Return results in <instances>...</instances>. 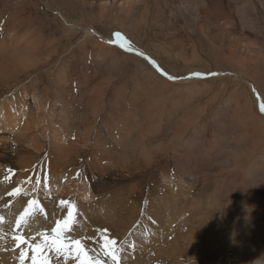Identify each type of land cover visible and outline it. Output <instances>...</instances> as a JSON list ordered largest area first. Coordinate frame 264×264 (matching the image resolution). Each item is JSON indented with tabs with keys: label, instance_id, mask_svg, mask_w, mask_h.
<instances>
[{
	"label": "rangeland",
	"instance_id": "obj_1",
	"mask_svg": "<svg viewBox=\"0 0 264 264\" xmlns=\"http://www.w3.org/2000/svg\"><path fill=\"white\" fill-rule=\"evenodd\" d=\"M14 25L19 31L24 27L29 30L22 32L41 35L37 42L39 50L35 51L40 54L36 58L39 64L35 68H21L15 77H10L13 73L10 67V74L0 78V103L6 101L8 105L13 99L23 101L27 112L34 116L40 113L39 104L45 107V112L50 105L54 106L53 123L61 136L72 133L67 139L64 137L67 144L62 145L72 147L75 152L70 156L69 170L76 169L77 183L82 185V180L88 179L90 189L99 195L95 201L100 209L94 208L95 214L91 212L87 217L76 209L74 236L82 237L78 230L83 233L84 225L95 233L116 224L117 220L122 224L135 202L140 209L135 213L136 223L127 232L131 238V233L144 222V213L155 198L167 194L171 208L167 212L172 214L176 199L170 195L169 182L175 180L177 192L182 178L186 185L181 193L185 195L175 206L177 211L182 207L183 226L175 221L166 227L156 226L159 231L169 228L171 236L160 246L163 248L166 244L163 249L168 251L164 252V261L154 254L155 248L148 247L151 264L165 261L172 264H264V113L260 110L264 106V94L260 91L264 90V0H0V35H8V38V29ZM89 26L104 39L126 47L130 44L131 50L104 42L94 34L89 38L83 29ZM140 52L154 60L164 73L184 79L183 84L167 79L139 55ZM197 72L203 76H190ZM149 74L159 76L161 81L150 80ZM163 79L170 87L162 84ZM194 80L197 82H192ZM249 83L257 86L256 93ZM98 91L102 93L97 94ZM90 95L95 103V96H101L99 104L96 103L98 110L92 108L94 105L90 108ZM152 101L159 102L162 116L157 120L156 115L155 123L148 124L147 109L148 106L153 108ZM65 109L70 126L62 122ZM133 122L134 128L135 124L141 127L144 124V129L134 130ZM126 124L134 135L120 146L117 142L121 133L119 127ZM31 127H27L22 139L11 130H0V183L7 184L10 193L16 188L21 190L15 196H0V206L18 199L27 204L32 199L44 208L45 215L52 197L39 191L38 184L46 177L44 166L48 167L52 153L56 154L59 147L46 140L45 128L36 140L30 135L36 132ZM87 130L90 131L89 143L83 137ZM141 134L145 144L142 147L136 143L142 140ZM29 141L31 144H27ZM96 141L100 143L98 151ZM32 144H40L36 148L41 146L43 154L38 155L39 151L30 148ZM143 149L152 159H159L158 163L147 165L143 157L136 159ZM95 156L102 161L103 173L89 164ZM109 157L114 161L108 163ZM125 157L127 161L123 162ZM17 158H23L22 167L17 164ZM167 176L171 181L164 178ZM29 190L39 191L40 196L33 198ZM193 197L198 200L195 206L191 201ZM164 205L156 208V212H165L161 208ZM193 210L194 218L187 222V214ZM104 211H113L116 223L109 222ZM179 214L178 211L177 220ZM98 217L97 223L103 227L97 231L94 228H98L95 220ZM113 231L119 235L121 228ZM190 231L201 236L213 233L203 246L205 249L185 251L179 244V252L170 250L169 243L178 240L179 235L194 237ZM151 232L143 238L158 237ZM106 235L118 240L116 246L123 242L121 236L118 239L111 233ZM87 246L84 245L85 251L96 259ZM99 249L104 263L114 264L102 250L104 246L100 244ZM135 250L137 259L133 261L136 264L141 257L139 249ZM51 260L48 264H58L55 259ZM124 260L120 256L116 264H126Z\"/></svg>",
	"mask_w": 264,
	"mask_h": 264
},
{
	"label": "bare ground",
	"instance_id": "obj_2",
	"mask_svg": "<svg viewBox=\"0 0 264 264\" xmlns=\"http://www.w3.org/2000/svg\"><path fill=\"white\" fill-rule=\"evenodd\" d=\"M16 22H18V21H16ZM14 26H13V28L8 29L9 30L7 32V34L9 33V37L8 38H7L8 35H4V36L0 35V78H3V77L6 78L8 73L10 74L11 69L13 70V73L10 74L11 75L10 77H15L18 73L21 72L20 71L21 68L26 70L27 68H35L39 64V62L36 60V58L38 59L40 57V54H37V52L35 53V51L39 50L38 47H40V46L37 45V42L41 38L40 37L41 35L38 34V37H37V35L34 34L32 31L22 32L24 30H29V29H25L24 27H21V31H19L18 30L19 27L18 26L14 27ZM83 29L86 30V35H90L89 38H91L93 36V34H94L99 39H102L104 42H109L110 44L117 45L119 47L129 49V47H126L125 45H123L120 42H114L112 40L104 39L105 37H102V35H100L98 32H96L90 26L87 27V28H83ZM14 43H16L15 47H17L18 49L14 48V46H13ZM104 45H106V44H104ZM107 48H109V46ZM109 49L112 50V48H109ZM55 52H56V50H55ZM11 54H13V55H11ZM21 55L24 56L23 57L24 59H22ZM144 56H147V55L144 54ZM10 67H11V69H10ZM189 73H191V72H189ZM168 76L169 75L167 74V76H165V77L168 79ZM190 76H193V74L190 75ZM202 76L203 75H201L200 77H202ZM236 76L238 78H240L239 75L236 74ZM148 78L150 80L156 79L158 81H161L160 77L157 76V75L149 74ZM190 79H192V77H190ZM171 80H173V79H171ZM183 80L184 79H175L173 82L178 83V84H183ZM192 82H197V80H194ZM192 82H190V83H192ZM162 84L165 85L166 87H170V84H168V82L165 81L164 79H163V83ZM249 85H250L252 91H254L256 93V91L258 90L257 86H255L252 83H249ZM155 88H156V86H155ZM159 88L160 87H157L156 89H159ZM261 88H263V87H261ZM96 89H99V88H96ZM102 91H98L97 94H101ZM155 91H157V90H155ZM260 91H262V93L264 94V90H260ZM258 93H259V91H258ZM103 94H104V92H103ZM135 94H136V96H139L137 92H135ZM259 95L261 96L260 93H259ZM95 97L97 99L96 103L99 104V100H100L101 96L98 95V96H95ZM263 97H262V101L264 103ZM14 98H16V97H14ZM90 98L92 100V102H90V108H91V105H94L92 108H96L95 110H98V107H96V103H95L92 95H90ZM33 100H36L35 96H33ZM150 100H151V98H150ZM155 101H156V99H155ZM5 102L6 101H3L2 103H0V130L1 129L3 131L4 130L7 131V129H8V131L11 130L12 132H14V133H16L18 135V138H19V136L20 137L22 136L21 137V139H22L27 133V127L28 126H32L31 129L36 130V132H35V135H33L32 133H30V135L35 136V139L37 140V137H38L39 133H41L42 128H45V131H47V137H46L47 139L46 140H48V142L50 141V143L53 146L59 147V149L57 150V152L53 151L56 154L52 153V155H51V157H52L51 163L48 165V167H46V165L44 166V170L46 171V177L44 179H42V180H39V184H38L39 185V191H43V192L45 191V192L48 193L49 196L52 197L51 201L48 202L49 208H48V213L47 214L44 215V213H42L38 217L37 216H33V217L29 218V222H28L27 226L21 225L19 228H17L16 225H15V220L19 216L20 212L23 211V207L27 206V204L25 202H23L22 200L19 201V199H18L15 202H12V203H7L6 202L4 204V206H0V216H2L4 218L3 222L0 223V264H32V260H30V258L32 259L33 256L37 257V264H41V262L45 258H47L48 260L55 259V262H57L58 264H78L77 263L78 257H76L74 254H69L67 256H65V255H57L54 250H49V247L44 244V236L45 235H50L51 234V227H54L55 221L57 219H60V218L62 219L64 217V215H65V210L61 209V208L59 209L58 204H57L58 200H60L59 199L60 197H62L64 199H67V200H70L72 202V204H74L76 206V209L78 211H80L81 213H83L84 216H87V217H88L89 213L93 212L94 208L100 209V206H98L97 205L98 203L95 201L97 199V196L99 197V195H97L98 193L96 194L93 191V189H90V187H91V186H89L90 181L87 182L86 180H88V179L82 180V181H84L82 185H81V183L80 184L77 183L76 177H75L76 176V172H75L76 169L74 170L72 168V170H69V166H72V161H71V157L70 156L72 155V153H75V152H74V149L72 147H67L66 148V147H62V145H64L66 143V139L68 138L67 135L69 136L72 133L70 131L69 133H67V135L65 134V136H61L62 135L61 131H59V129L56 128L57 126H55V124L53 123V121H54L53 120V116H54V112L53 111L54 110H52L53 109L52 107H54V106L50 105L49 110L47 112H45V107L44 106L42 107L39 104L38 109H39L40 113L38 115L34 116L35 114L30 115L31 113L29 114L27 112V108L28 107L26 108V105H25L26 103H24L23 101L16 102V100L13 99V100H11V102L8 105ZM21 104H24L25 106H21ZM152 104H153V108L154 109L153 108L151 109L150 106H148L149 108L147 109V120H146V123H148V124H152L154 122L156 115H157V120H158V118L160 116H162L160 106L157 105V104H159V102H155V104H154V101H152ZM15 107H17V110L15 109ZM50 110H51L50 114L46 115V114L49 113ZM41 114H44V115H42L43 117H41ZM62 117H63L62 122L64 124H66L67 126H70L71 124L68 125L67 120H66L67 119V111H66V109L64 110ZM20 120L22 122H20ZM166 123H168V122H166ZM43 124H44V126H43ZM131 124H132L131 126L134 128V122L131 123ZM143 127H144V124L142 125V127L139 126V124L138 125L135 124L134 130H138V128H143ZM119 128H120L121 133L119 132L120 136L117 137L118 141L117 140L116 141L120 142V146H122V143H128L127 140H130L132 135H134V132H133L134 130H132L133 133H131V127H129V125H127V124L124 125L123 127L120 126ZM70 129H71V127H70ZM90 130H92V128ZM143 131L145 132L146 130H143ZM17 135H16V137H17ZM141 136H142V138H141L142 140L139 139L140 143H139V141H136V143L138 142L140 147L145 145V144H143V141H144L143 134H141ZM83 137L86 138L85 142L89 143L90 142V138H89L90 137V131L87 130ZM2 139H3V137H2ZM69 139H70V137H69ZM24 140L27 141V139H25V138H24ZM81 141L79 140V142H81ZM18 142L19 141H17V144H18ZM68 142H70V141H68ZM15 144H16V142H15ZM21 144L19 143V145H21ZM27 144H31L30 141ZM40 144H32L29 147L30 148L31 147L35 148L37 150V152L39 151L37 154L41 155V154H43L42 151H41V146L39 148H36ZM97 144H100V143L98 141L95 142V148L98 151L99 150V146H97ZM101 145L103 146L104 144H101ZM128 145H127V148H128ZM123 146L125 148V145H123ZM104 147H105V145H104ZM28 151H29V149H28ZM133 153H135V152H133ZM139 155L136 156V159L138 157H143L142 161L145 162V164H147V165H151L152 163H154V164L158 163L159 159L158 160L157 159H152V156H150L147 153V151H145V150L143 151V153L140 156ZM53 157L55 159H53ZM32 158H34V157H32ZM17 159H18L17 160V164L20 167H22L23 158H17ZM25 159H24V161H25ZM134 159H135V157H133V162L136 165V161ZM106 160H108V163L114 161V159H111V158L110 159H106ZM106 160H105V162H106ZM126 161H127V158L125 157L123 159V162H126ZM101 162L102 161L100 159H97V157L95 156V158L91 159V162L89 164H91L92 167L96 168L95 169L96 171L98 170L100 173H103V166H101ZM30 163H31V161H30ZM118 163H119V161H118ZM28 165L29 164L27 163L26 166H28ZM137 165H139V164H137ZM20 167H18V168H20ZM120 167H122V166H120ZM145 168H146V166H145ZM0 170H1V166H0ZM2 177H3V173H2ZM6 177L9 178L8 175H6ZM168 177L169 176L164 177V178H168ZM171 178H173V176ZM93 179L94 178H92V180ZM180 179L181 180L179 182L180 183L179 187H181V188H180V191L177 190V192L174 190L175 189V184H176L174 178H173L174 182H169V184H170L169 186L171 187L170 189H172L171 190L172 192H171L170 195H173L175 197V199H176L175 202H174V207H173L172 214L170 212H167L169 209H171V208L168 207V202H170V201L167 200V197H168L167 194L166 195L161 194V196L162 195L163 196L160 199L155 198L154 200L151 201V203L148 206L147 211L145 210L146 211L144 213L145 216H143L144 217V222L141 223L136 228V230L131 233V236H132L131 238H130L129 233H127V232L136 223L137 215H135V213H136V211L138 209H140L139 205L134 202V207L132 208V212L130 214L124 213V215L126 214L127 220L125 218L123 220L122 224L120 222L121 221L120 219H119L120 221L117 220V223H116V221H115L116 216H115L113 211L112 212L104 211L105 212L104 214L106 216H108V218H106V219H108L109 222L113 223L115 221V223H116V224H111L110 223L111 225L104 227L106 229L108 228L107 230L110 231V232L105 233L104 235L111 233L113 237L118 238V236H121V238H123V242L119 246H116V250H117V254L119 255V257L121 256V257H123L125 259L124 262H126V264L127 263L135 264L134 263L135 261H133V260L137 259V254H136L137 252L135 250L137 248L139 249L141 258H140V260H138V262L136 264H139V263L140 264H143V263L151 264V259H150V257H148V253H150L149 252L150 250L148 249V247H150V246H152L153 249L155 248L154 254L157 253V256L160 259H163V261L165 260L163 258L164 252H168V251H166V249L164 250L163 248L166 246V244H165V246L163 248L160 247V246H163L162 241L163 240L165 241V239L168 238L167 236L170 233L169 232L170 229L169 228L165 229L163 227V229L161 231H159V229H157L156 226L164 225L166 227L167 225L171 224L173 221L178 222L180 227L183 226V223L180 221V217L183 214V212L181 210L182 207H180V210H178L180 214H179V218L177 220L176 216L178 215V211H177L178 207L175 206V204H177L178 202L179 203L181 202V199H182L181 196L184 194V193L182 194L181 191L183 190L182 189L183 186L186 185L185 180H183L182 178H180ZM168 180L171 181V179H169V178H168ZM20 181H22V180H20ZM22 182H21V184H22ZM6 187H7V184L6 185L5 184L2 185L0 183V196H2V195L8 196L10 194V191H9L10 189L8 190V188L6 189ZM29 191H30L31 194H33V196H34L33 198H35V199H37V197L40 196V192L39 191H37V192L32 191V190H29ZM99 192H100V190H99ZM26 200H28V198ZM191 201L194 203V206L197 205V203H198V200L196 198H194V197H193V199ZM162 205H164V206L161 207V208L165 212H161V213L156 212V208H159ZM166 207L168 208L167 210H165ZM114 208H113V210H114ZM188 209L189 210L191 209L190 206L188 207ZM195 209H196V211H195L196 216H199L200 213H198L197 208H195ZM105 210H106V208H105ZM194 210L193 211H189V214L186 213L188 215L187 222H189V221L191 222V219L194 218V214H193ZM184 212H186V211H184ZM93 214H95V213L93 212ZM101 214H102V212H101ZM94 216H96V215H94ZM196 216H195V218H196ZM119 217H120V215H119ZM99 218L100 217H98V219H95L96 223L98 222V220H100ZM106 219H105V221H107ZM193 221H194V219H193ZM85 223H86V221H85ZM96 223H94V224H96ZM105 223L107 224V222H105ZM81 224H82V222H81ZM77 225H79V223ZM89 225H91V224H89ZM84 226H82L84 228L83 233H81V231L78 230V234H80V235L82 234V237H78L76 234L74 236L75 230L72 232V236L76 237V238H79L81 240V243H82L83 247H84L85 244H86V246L89 245V248H87V249H89L92 252L94 257H96V259L97 258L101 259L103 264H107L106 262L104 263V261H105L104 256L102 254H100V256H99V253L102 252L101 249H99V246H100V244L103 245L104 235H102L101 232H96V231H95V233H93V231L89 232L90 229L88 228L89 229L88 230ZM93 226H90V227H92V229H93L94 228ZM100 226H101V224H98V226L96 225V227H98V228H94V229H97V231H98V230H100L103 227V226H101V227ZM116 228H121V233H119V235H117V234L115 235L114 234L115 232L113 230H115ZM44 229H46V230H44ZM167 230H168V233H167ZM151 231L153 233H156L158 235V237H155V238H152V239H144L143 236L149 235ZM36 232H37V234H36ZM190 232H192V231H190ZM192 233L195 234L194 237H191L189 235L187 236L186 234H183V235L181 234V235L178 236V240H172V243H169L170 250L172 248V249H174V250L179 252L177 247H179V244H181V245L184 246L182 248L186 249L185 251L189 250V251L198 252L199 249H201L203 246H205V244L209 241V238L213 235V233H211V234L208 233L209 235H206L207 234L206 233V234H204L205 236H201V235H199V234H197L195 232H192ZM156 234H154V235H156ZM215 235H216V233H215ZM232 235H234L233 232H232ZM15 236H21L23 238V240H24V243H20L19 241L14 239ZM169 236H171V235H169ZM218 236H221V235H218ZM108 237H110V236H108ZM222 240H223V238H222ZM142 241H143V243H142ZM117 242H118V240H117ZM91 243H93V245ZM36 245H40L41 246V249H40L39 252L34 250ZM122 245H123V248H120V246H122ZM132 249L134 250V253L131 252ZM102 250H104V249H102ZM21 252H23L25 254V257H24L23 261H21V258H20ZM139 252H138V254H139ZM194 255H195V253H194ZM138 258H139V256H138ZM117 262H119V261H117ZM124 262H122V263H124ZM163 264H172V262L169 261V263H168L167 261H165Z\"/></svg>",
	"mask_w": 264,
	"mask_h": 264
},
{
	"label": "snow or ice",
	"instance_id": "obj_3",
	"mask_svg": "<svg viewBox=\"0 0 264 264\" xmlns=\"http://www.w3.org/2000/svg\"><path fill=\"white\" fill-rule=\"evenodd\" d=\"M129 50H131V45L129 44ZM139 55L144 56L143 53ZM150 64H152L157 71H160L162 75L167 76V73H164L154 60L150 57L144 56ZM196 77H200L202 74L197 72L193 74ZM213 75H218V73H213ZM168 79H175V77L168 76ZM261 112L264 113V106H261ZM20 188H16L13 193L10 195H16L20 193ZM59 205L61 208L65 209V215L62 219H57L54 223V227H51V234L44 236V244L49 247V250H54L57 255H69L74 254L79 258V264H103L100 259H93L85 251L81 240L72 236V232L75 230V215H76V206L67 200H60ZM44 213V208L38 205L36 200H28L27 206L23 207V211L20 212L19 216L15 220V225L19 228L21 225H28L29 218L33 216H39ZM3 217L0 216V223L3 222ZM102 235L107 233V229L101 230ZM14 239L20 243H24V240L21 236H15ZM117 240L109 238L107 235H104L103 246L105 254L111 258V260L116 264L119 257L116 252ZM41 249L40 245L35 246V251L39 252ZM25 254L21 252L20 258L21 261L24 260ZM32 264H37V257H32ZM41 264H48V259L45 258Z\"/></svg>",
	"mask_w": 264,
	"mask_h": 264
}]
</instances>
